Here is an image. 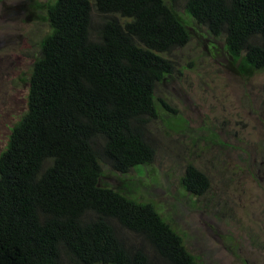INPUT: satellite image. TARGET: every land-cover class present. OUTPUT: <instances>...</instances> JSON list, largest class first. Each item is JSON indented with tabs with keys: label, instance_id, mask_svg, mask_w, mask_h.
<instances>
[{
	"label": "trees",
	"instance_id": "1",
	"mask_svg": "<svg viewBox=\"0 0 264 264\" xmlns=\"http://www.w3.org/2000/svg\"><path fill=\"white\" fill-rule=\"evenodd\" d=\"M44 9L50 32L31 65L26 111L0 152V264H196L150 204L99 184V162L123 174L152 160L147 124L168 109L154 89L173 70L162 55L189 38L176 0ZM182 10L223 38L239 75L264 71V0H182ZM180 186L199 195L206 180L187 165Z\"/></svg>",
	"mask_w": 264,
	"mask_h": 264
},
{
	"label": "rangeland",
	"instance_id": "2",
	"mask_svg": "<svg viewBox=\"0 0 264 264\" xmlns=\"http://www.w3.org/2000/svg\"><path fill=\"white\" fill-rule=\"evenodd\" d=\"M49 2L0 0V152L26 111ZM176 9L189 38L162 55L173 70L154 89L168 109L147 124L152 160L123 174L99 162V184L150 204L196 264H264V71L239 75L223 38L191 22L182 0ZM187 165L205 177L199 195L180 186Z\"/></svg>",
	"mask_w": 264,
	"mask_h": 264
}]
</instances>
